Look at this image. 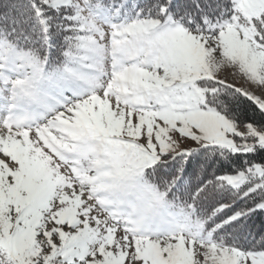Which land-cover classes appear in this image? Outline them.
Segmentation results:
<instances>
[{
  "label": "snow or ice",
  "instance_id": "obj_1",
  "mask_svg": "<svg viewBox=\"0 0 264 264\" xmlns=\"http://www.w3.org/2000/svg\"><path fill=\"white\" fill-rule=\"evenodd\" d=\"M0 264H264V0H0Z\"/></svg>",
  "mask_w": 264,
  "mask_h": 264
}]
</instances>
